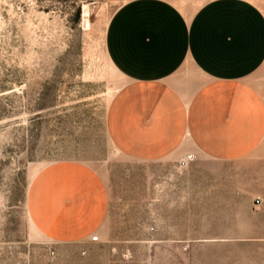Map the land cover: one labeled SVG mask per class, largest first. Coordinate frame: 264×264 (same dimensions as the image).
<instances>
[{"label": "rangeland", "instance_id": "374dc122", "mask_svg": "<svg viewBox=\"0 0 264 264\" xmlns=\"http://www.w3.org/2000/svg\"><path fill=\"white\" fill-rule=\"evenodd\" d=\"M129 1L0 0V264H264V142L233 162H138L113 145L108 110L127 80L106 36ZM63 160L108 181L99 242L55 243L30 219L34 176Z\"/></svg>", "mask_w": 264, "mask_h": 264}, {"label": "crops", "instance_id": "0c3cea01", "mask_svg": "<svg viewBox=\"0 0 264 264\" xmlns=\"http://www.w3.org/2000/svg\"><path fill=\"white\" fill-rule=\"evenodd\" d=\"M181 1L131 0L112 16L107 51L127 82L109 136L138 162L188 150L241 160L264 142V0ZM111 209L108 181L82 161L45 166L28 191L34 227L55 243L101 241Z\"/></svg>", "mask_w": 264, "mask_h": 264}, {"label": "built area", "instance_id": "2783aa9c", "mask_svg": "<svg viewBox=\"0 0 264 264\" xmlns=\"http://www.w3.org/2000/svg\"><path fill=\"white\" fill-rule=\"evenodd\" d=\"M190 159H194V156L191 157ZM261 202V199L260 198H257L256 199V203H260ZM92 241H99V235L98 234H94L92 237H91Z\"/></svg>", "mask_w": 264, "mask_h": 264}]
</instances>
